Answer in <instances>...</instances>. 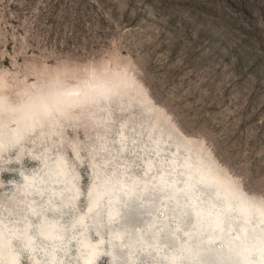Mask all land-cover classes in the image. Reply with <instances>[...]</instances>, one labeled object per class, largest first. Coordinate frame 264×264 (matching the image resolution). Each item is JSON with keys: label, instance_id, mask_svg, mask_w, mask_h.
Returning a JSON list of instances; mask_svg holds the SVG:
<instances>
[{"label": "rangeland", "instance_id": "374dc122", "mask_svg": "<svg viewBox=\"0 0 264 264\" xmlns=\"http://www.w3.org/2000/svg\"><path fill=\"white\" fill-rule=\"evenodd\" d=\"M42 56L124 62L137 74L143 91L157 104L154 107L169 114L182 136L194 145L203 144L248 192L264 193V0H0V70L26 78ZM74 75L70 73L69 78ZM130 85L136 82L126 84L136 95L127 93L121 100L128 96L133 102L126 108L128 112L145 117L147 112L136 105L140 102L138 91ZM163 121L159 117L156 126ZM182 121L193 135L184 131ZM171 132L170 139L176 141L177 130ZM49 148L40 139L34 144L23 143L17 171L5 173L8 166L0 162V227L13 235L10 238L20 252L21 264H26L25 253L28 255L26 248L22 253L18 246L23 244L18 239L28 231L24 217L32 222L31 210H40L38 198L31 195L41 186L39 169L44 160L52 165L59 156ZM196 149L197 153L202 150ZM29 153L42 156L39 163L33 161L35 168L23 163ZM63 154L69 161L73 155ZM16 187L23 198L16 196L19 201L5 214V197ZM62 187L54 186L57 191ZM18 208L25 211L17 214ZM82 226L78 222L71 228L74 239L67 227L62 239L36 237L37 255L43 257L42 252L52 248L62 255L68 243L71 254H76L75 264H83L88 251L81 245V237L88 234L89 240L97 239L90 226ZM42 239L48 246L41 244ZM107 240L104 236L96 245L103 246ZM133 248L131 245L130 250ZM130 254H139L138 249ZM104 258L102 255L97 264H103ZM257 258L259 255L253 254L250 262L256 264ZM140 261L142 264L143 258ZM46 262L45 257L36 263Z\"/></svg>", "mask_w": 264, "mask_h": 264}, {"label": "snow or ice", "instance_id": "6c2138e0", "mask_svg": "<svg viewBox=\"0 0 264 264\" xmlns=\"http://www.w3.org/2000/svg\"><path fill=\"white\" fill-rule=\"evenodd\" d=\"M120 100L117 86H109L93 72L76 87L61 93L56 110L65 119L54 132L42 130L33 120L12 135L6 151H0V162L8 166L3 169L5 173L21 166L23 143L34 144L43 139L58 155L73 154L70 161L54 160L52 165L43 161L39 169L41 186L31 193L38 198L40 210H31L35 217L32 222L27 216L23 221L33 234L62 239L65 227L71 229L82 216L91 214V235L103 242V233L112 245L114 239H120L109 212L115 203L123 209L117 225L120 230L133 243L144 245L146 238L153 242L151 247L157 243L166 247L169 264H233L231 258L224 256V250L227 247L236 257L248 250L249 242L257 239V234L248 230L250 224L256 223L253 216L262 226L259 238L264 246V193L256 202L241 192L236 181L228 185L215 179L206 181L197 175L199 169H194L191 157L178 150L176 141L164 137L167 143H162L143 113L131 115ZM181 123L184 131L193 135L187 124ZM41 160L42 156L29 153L23 163L35 168L33 161ZM58 163L62 164L59 169L53 166ZM56 185L64 187L57 191ZM102 188L105 191L101 192ZM221 190L227 195L222 196ZM23 211L18 208L17 214ZM57 226L60 234L49 236L48 229L55 230ZM41 244H45L44 239ZM18 246L23 253L26 245ZM114 247L121 249L124 264H129L123 249L131 244ZM104 257L103 264H114L110 250ZM69 261L75 264L74 258L69 257ZM25 262L30 264L26 253ZM142 264L163 261L158 262L155 255L149 254ZM235 264L240 261L235 260Z\"/></svg>", "mask_w": 264, "mask_h": 264}, {"label": "bare ground", "instance_id": "6f19581e", "mask_svg": "<svg viewBox=\"0 0 264 264\" xmlns=\"http://www.w3.org/2000/svg\"><path fill=\"white\" fill-rule=\"evenodd\" d=\"M128 67L130 68V66H128ZM130 69H131V71L128 73L126 84L127 83L133 84L134 81L136 82V85H133V86L130 85L129 86V88L134 87L135 91L136 90L138 91L137 97L140 100V102H137L136 105L138 106V109L140 108L141 110L147 112V115L144 113L145 117L147 118L148 121L151 122L153 129L157 132L158 137L162 138V143H167V141L164 140L163 138L164 137L170 138L169 132H171L173 130H175V131L177 130L179 139H175V140H176V143L178 144V150L181 151L182 153H187L188 156L191 157L190 163L193 165L194 169L195 168L199 169V171L197 172V175L202 176L208 182H212L215 179V180L219 181L220 183H222L223 185H228L230 181H236L237 184L239 185L241 192L245 196H247L249 198V200H254L256 202H259V200L261 199V196H258L256 194L248 192L245 189V187H243L234 178V176L232 174L226 172L218 164L216 159L213 157L212 153L209 150H207L203 144L194 145V143L189 138L182 136L179 133L177 124L173 121V119L170 118L169 114L164 113L163 110L161 109V107H158V108L154 107L155 106L154 104H156V103L153 104L151 102L148 93L143 91L144 86L142 85L141 80L138 78V76H136L137 74L133 71V69L132 68H130ZM76 85L77 84H70L67 86V88H74V87H76ZM136 93L137 92L130 93V91H129L128 95L134 96V95H136ZM120 103L126 109L130 105V103H133V102L127 96L126 98H123L120 101ZM148 112H150L151 114H148ZM159 117H161L164 121H163V123H160V125L156 126V121L159 119ZM17 131L18 130L12 129L13 134H15ZM175 137L176 136H174V138ZM40 140H43V139H40ZM179 146H182V148H179ZM196 147H198V148L201 147L202 150L197 153ZM46 152H48V151H46ZM50 152H52V151H50ZM45 154H47V153H45ZM62 160H67V159L63 153H60L59 156L56 158V161L59 162ZM55 166L58 168H61L62 164L58 163ZM31 178H32V176H31ZM40 180L41 179H39L38 181H40ZM31 185H32V183H31ZM19 189L20 188L16 187L12 191V193H10L8 196L5 197L6 203L4 205L8 207V209L5 210L6 211L5 214H8L12 211L11 208L14 207L16 200L19 201L20 195H21V198H23L24 194L20 193ZM103 191H105V189H103V190L101 189V192H103ZM221 195L226 196L227 193L225 191L221 190ZM16 196H18L19 199L18 198L16 199ZM118 207H119V205L114 203L113 206L109 209V212H110V215L112 218L116 217V212L118 210ZM30 209H32V208H30ZM30 213H32V212H30ZM87 217L88 216H82L80 218L79 222L83 225L82 228H86L87 226L88 227L90 226V228L93 230L94 224L92 223L91 217L88 220H87ZM19 218H20V216H19ZM252 219L255 220L256 223L250 224L248 230L257 234V239L255 241L249 242V245L247 246L248 250L246 252H244L242 255H240L239 257H236L234 255V253H231L230 250L227 249V247L224 250V256L231 258L233 260V264H235V260H239L240 264H253L250 262L252 260L253 254L259 255V258H257L256 261L253 260L256 264H264V252H262V247H264V246L261 245L260 238H259V233L261 232L262 226L260 225V223L258 221V217L253 216ZM62 222H61V225H63ZM117 225L118 224H115V226H113V227L116 229L117 232H120V238H121L122 234L127 236V234L122 232ZM26 227L27 228L25 230H28L27 233H25V234L22 233V235H23L22 239H18V240L21 241L24 245H26V249L28 251V256H30L32 264L40 263L41 259H43V258L45 259V257H46V260L48 261L46 263H48V264H65V262L67 260H69V257H72V258H74V260H77L76 254L75 253H74L75 255L71 254V250H70L71 246L68 243L65 244L66 253H64L62 255H58V252L53 248L51 251H45L44 250L45 252H42L43 257L40 255H37V253L35 251L36 242H37L36 237L37 236H35L33 234V230L29 231L28 225ZM57 227L60 228V226H57ZM14 233H15V235H18V234H16L17 229L15 230ZM56 233L59 235L60 231L58 230V232H57V230L48 229V235L49 236L55 237ZM72 233H75V231L72 232V230L70 229L69 235L71 236ZM65 235H66L65 231H63V237H65ZM12 236H8L6 234L4 228L0 227V264H21L20 259L18 257L20 252L15 249L16 245L13 243V241L10 238ZM71 237H75L74 234ZM42 238H44V237H42ZM81 238H82L81 245L84 247V250L88 251V253L83 257L82 260H81V258H79L83 262V264H89V262H90V264H97V260L102 255L105 254V252H104L105 247L107 248V250H110L108 245H106V244L103 246H98V245H96V243H98L97 240H95V241L92 239L89 240L88 234H85ZM103 238H104V236L102 233V239ZM106 238L109 239L108 236H106ZM46 240H52V239H46ZM126 241H128V244L134 245V248L132 251L130 250V247H125L123 249L124 252L129 253V256H128L129 264H134V262H137V261L140 264L141 258H144L145 255H149V254L155 255L158 258V262L163 261V264H169V261H168L169 252H168V249L166 247H164L163 245L157 243L155 245V247L151 248L150 245H152L153 242L147 241L146 238H145V244L141 245L139 243H133L131 240H129L128 236H127V238H124L123 240L121 239L120 241H118L117 244L123 243L126 245ZM47 242L48 241H45L44 245H48L49 243L47 244ZM190 244H191V242H189V245H186V247L190 246ZM225 244L227 245V241H225ZM233 247H235L234 244H233ZM135 249H138L139 254H130L131 252L135 253ZM41 250L43 251V247L41 248ZM101 251H103V252H101ZM120 254H121V250H120Z\"/></svg>", "mask_w": 264, "mask_h": 264}, {"label": "clouds", "instance_id": "9594fccd", "mask_svg": "<svg viewBox=\"0 0 264 264\" xmlns=\"http://www.w3.org/2000/svg\"><path fill=\"white\" fill-rule=\"evenodd\" d=\"M130 71L124 62L103 57L94 62L46 57L34 62L26 78L0 70V151L9 147L13 128H21L33 120L42 130L54 132L58 123L65 119L56 109L68 85L78 84L94 72L109 86H117L122 97L130 91L126 87ZM70 73L75 74L74 78H69Z\"/></svg>", "mask_w": 264, "mask_h": 264}, {"label": "water", "instance_id": "95a60500", "mask_svg": "<svg viewBox=\"0 0 264 264\" xmlns=\"http://www.w3.org/2000/svg\"><path fill=\"white\" fill-rule=\"evenodd\" d=\"M179 148H182V146H179ZM123 212V209L119 206L118 210L116 212V217L112 218L113 220V226H115V224H119L120 220H121V214ZM124 238H127L126 235L122 234L121 238L118 240H113L112 245H109L106 241V245H108L110 251L112 252V256L114 258V264H123V258L120 254V250L119 248L114 247V245H117L118 241H120L121 239L123 240ZM126 245L128 244V241H126ZM109 251V250H108ZM226 257V256H225ZM134 264H139L138 261L134 262Z\"/></svg>", "mask_w": 264, "mask_h": 264}]
</instances>
